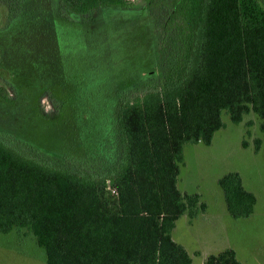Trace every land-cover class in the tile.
<instances>
[{"label": "trees", "instance_id": "1", "mask_svg": "<svg viewBox=\"0 0 264 264\" xmlns=\"http://www.w3.org/2000/svg\"><path fill=\"white\" fill-rule=\"evenodd\" d=\"M1 1L0 233L28 232L45 264H193L171 235L199 203L177 187L183 147L210 145L222 111L256 114L264 142V2L142 0L156 38L128 0ZM218 185L232 217L253 212L237 172Z\"/></svg>", "mask_w": 264, "mask_h": 264}, {"label": "rangeland", "instance_id": "2", "mask_svg": "<svg viewBox=\"0 0 264 264\" xmlns=\"http://www.w3.org/2000/svg\"><path fill=\"white\" fill-rule=\"evenodd\" d=\"M127 2L136 17L145 24L152 22L153 37L157 38L159 18L153 17L144 1ZM124 12L128 13L127 10ZM6 14L7 6L0 0V26L5 22ZM131 34L134 53L143 55L150 41L143 40L139 27L133 28ZM147 56L153 65L157 63L154 54L147 52ZM154 72V75H148L150 86L158 80L155 69ZM136 92L139 89L129 92L127 98ZM40 103L45 112L52 109L46 97ZM16 109L14 114H18ZM221 121L223 127L215 131L210 145L189 143L183 147L177 187L181 192L198 195L199 203L192 217L183 214L175 221L171 234L176 243L192 255L193 262L228 248L235 251L236 258L243 264H264V142L255 149V140L263 137L261 119L251 112L239 123H234L229 114L222 111ZM59 129L54 132L57 137L64 135L63 129ZM231 172H237L244 189L255 196L253 212L247 217L234 218L226 209L218 180ZM200 203L205 204L203 209ZM45 259L44 249L25 230L0 233V264H45Z\"/></svg>", "mask_w": 264, "mask_h": 264}, {"label": "crops", "instance_id": "3", "mask_svg": "<svg viewBox=\"0 0 264 264\" xmlns=\"http://www.w3.org/2000/svg\"><path fill=\"white\" fill-rule=\"evenodd\" d=\"M180 218V217H179ZM172 235V234H171ZM172 239H173V237H172ZM174 240V239H173ZM175 241V240H174ZM176 242V241H175ZM179 244V243H178ZM181 245V244H180ZM183 246V245H182ZM184 247V246H183ZM184 249H185V247H184ZM226 249H228V248H226ZM226 249H223V250H226ZM186 250V249H185ZM187 251V250H186ZM187 253H188V251H187ZM193 254H195V252L193 253ZM188 255L190 256V258H191V260H192V263L193 264H204V262H205V260H206V258L209 256V255H211V254H208V255H205L204 257L203 256H201L197 261H195V262H193V257H192V255H190L189 253H188ZM204 255V254H203ZM202 258V259H201Z\"/></svg>", "mask_w": 264, "mask_h": 264}]
</instances>
